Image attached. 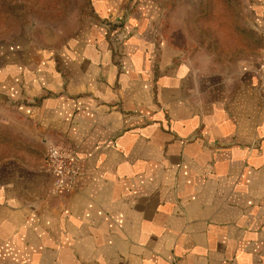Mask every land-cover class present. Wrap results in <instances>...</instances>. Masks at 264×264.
<instances>
[{"label": "crops", "instance_id": "crops-1", "mask_svg": "<svg viewBox=\"0 0 264 264\" xmlns=\"http://www.w3.org/2000/svg\"><path fill=\"white\" fill-rule=\"evenodd\" d=\"M99 1L0 78V264H264V0L218 51L162 33L159 6ZM52 146L78 161L67 194Z\"/></svg>", "mask_w": 264, "mask_h": 264}, {"label": "rangeland", "instance_id": "rangeland-1", "mask_svg": "<svg viewBox=\"0 0 264 264\" xmlns=\"http://www.w3.org/2000/svg\"><path fill=\"white\" fill-rule=\"evenodd\" d=\"M97 3L102 2L0 0V78L6 77L8 66L20 68L17 65L41 49L58 50L87 21L99 22L94 14ZM132 4L159 6L162 33L190 49H228L233 37L250 36L248 0H133Z\"/></svg>", "mask_w": 264, "mask_h": 264}, {"label": "built area", "instance_id": "built-area-1", "mask_svg": "<svg viewBox=\"0 0 264 264\" xmlns=\"http://www.w3.org/2000/svg\"><path fill=\"white\" fill-rule=\"evenodd\" d=\"M260 72L264 76V52L260 61ZM46 167L53 178L50 193L63 195L71 192L80 174L77 158L66 148L52 146L46 154ZM174 264H182L175 261Z\"/></svg>", "mask_w": 264, "mask_h": 264}]
</instances>
